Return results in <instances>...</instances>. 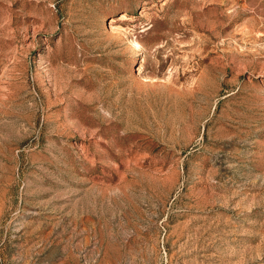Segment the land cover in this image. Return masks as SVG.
<instances>
[{
  "label": "rangeland",
  "instance_id": "374dc122",
  "mask_svg": "<svg viewBox=\"0 0 264 264\" xmlns=\"http://www.w3.org/2000/svg\"><path fill=\"white\" fill-rule=\"evenodd\" d=\"M0 264H264V0H0Z\"/></svg>",
  "mask_w": 264,
  "mask_h": 264
},
{
  "label": "bare ground",
  "instance_id": "6f19581e",
  "mask_svg": "<svg viewBox=\"0 0 264 264\" xmlns=\"http://www.w3.org/2000/svg\"><path fill=\"white\" fill-rule=\"evenodd\" d=\"M138 46V45H137Z\"/></svg>",
  "mask_w": 264,
  "mask_h": 264
}]
</instances>
